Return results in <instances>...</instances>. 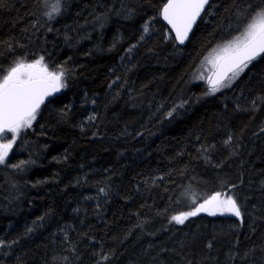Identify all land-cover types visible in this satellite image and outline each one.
Returning a JSON list of instances; mask_svg holds the SVG:
<instances>
[{
	"label": "trees",
	"instance_id": "obj_1",
	"mask_svg": "<svg viewBox=\"0 0 264 264\" xmlns=\"http://www.w3.org/2000/svg\"><path fill=\"white\" fill-rule=\"evenodd\" d=\"M166 2L0 0V80L64 73L0 164V264H264V54L193 80L264 0H212L181 47ZM218 192L240 217L172 220Z\"/></svg>",
	"mask_w": 264,
	"mask_h": 264
},
{
	"label": "snow or ice",
	"instance_id": "obj_2",
	"mask_svg": "<svg viewBox=\"0 0 264 264\" xmlns=\"http://www.w3.org/2000/svg\"><path fill=\"white\" fill-rule=\"evenodd\" d=\"M208 2L209 0H167L163 6L161 15L171 25L175 31V39L181 44L187 39L193 24ZM53 11H59L58 5L53 7ZM49 16L51 17V13ZM262 54H264V9L256 12L244 30L219 48L210 60L217 69L214 73L215 79L208 80L211 92L215 93L221 87H229L231 81ZM42 62L43 57L31 64L19 62L0 80V134L5 131L13 133V137L6 143L0 142V164L5 162L15 143V136L19 135L20 130L31 127L45 97L64 86L63 71L50 72ZM2 140L3 137L0 136V141ZM221 195L219 192L216 193L193 211L173 216L172 220L183 224L186 219L200 212H207L213 216L217 213H231L240 217L241 212L235 199L226 194H224L226 198L221 199Z\"/></svg>",
	"mask_w": 264,
	"mask_h": 264
},
{
	"label": "rangeland",
	"instance_id": "obj_3",
	"mask_svg": "<svg viewBox=\"0 0 264 264\" xmlns=\"http://www.w3.org/2000/svg\"><path fill=\"white\" fill-rule=\"evenodd\" d=\"M226 43H228V42H226ZM226 43L218 45V47L216 46L214 49L209 51V53L206 55V57L201 59L202 61L200 62L199 66L197 67V71H194L193 80L195 82H205L207 84L208 79H209L210 75L212 74V71L214 70L212 63H210V60L214 57L216 51L219 48L223 47V45H225ZM242 74H243V72H241L240 75L236 79L232 80L229 87H221L215 93H218V92L220 93L221 91L229 89L230 87H232L234 85V83L237 82V80L240 78V76ZM225 83H228V81H225ZM210 94H214V93H212L210 90ZM2 137H3V140L0 142L6 143L9 139H11L8 133L3 134ZM221 199H225V198L221 197ZM197 207H199V205ZM197 207H195V208H197ZM217 214H220V213H217ZM225 214H229V213H224V215Z\"/></svg>",
	"mask_w": 264,
	"mask_h": 264
},
{
	"label": "water",
	"instance_id": "obj_4",
	"mask_svg": "<svg viewBox=\"0 0 264 264\" xmlns=\"http://www.w3.org/2000/svg\"><path fill=\"white\" fill-rule=\"evenodd\" d=\"M211 1L212 0H209V2H208V4L205 6V8H204V11L203 12H201V14H200V16L199 17H197V19H196V22L193 24V26H192V28H191V31L188 33V36H187V39L184 41V43H180L178 40H176L177 42H178V44L180 45V47L181 46H185L186 44H187V42L189 41V39H190V35H192L193 34V31H194V29H195V27H196V23L197 22H199L200 21V19H201V17L203 16V14L205 13V10H207V8H208V6H209V4L211 3ZM167 3V2H166ZM165 5V4H164ZM163 8V7H162ZM161 12H162V10H161ZM160 12V13H161ZM161 20L163 21V23H164V25H166L169 29H170V31L172 32V34L174 35L173 37H175V31L171 28V25L170 24H168V22L166 21V20H164V18H163V16L161 15ZM261 56V55H260ZM260 56H258V57H260ZM257 59V58H256ZM255 60V59H254ZM217 71V69L216 68H214V70L212 71V74L210 75V77L209 78H213V79H215V76H214V73ZM229 75H231V74H229ZM207 85L210 87V85H209V83H207ZM60 90V89H59ZM53 91L50 95H48V96H46L45 97V99H44V102L40 105V107H39V109L43 106V105H45V103H48V101L50 100V99H53V98H55V97H57V96H59L60 95V92L61 91ZM38 109V110H39ZM37 110V111H38ZM5 132H7V131H5ZM4 132V133H5ZM3 135V133L2 134H0V136H2ZM231 214V213H230ZM232 216H235V215H233V214H231ZM236 218H237V216H235Z\"/></svg>",
	"mask_w": 264,
	"mask_h": 264
},
{
	"label": "bare ground",
	"instance_id": "obj_5",
	"mask_svg": "<svg viewBox=\"0 0 264 264\" xmlns=\"http://www.w3.org/2000/svg\"><path fill=\"white\" fill-rule=\"evenodd\" d=\"M172 35H173V34H172ZM174 38H175V37H174ZM208 87H209V86H208ZM44 106H45V105H44ZM44 106H43V107H44ZM39 110H40V109H39ZM36 113H37V112H36Z\"/></svg>",
	"mask_w": 264,
	"mask_h": 264
}]
</instances>
